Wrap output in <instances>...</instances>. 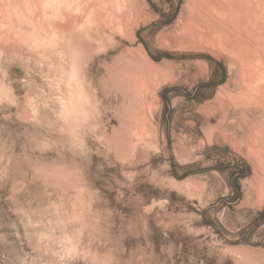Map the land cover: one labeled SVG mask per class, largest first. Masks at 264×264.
I'll return each mask as SVG.
<instances>
[{"label":"rangeland","instance_id":"374dc122","mask_svg":"<svg viewBox=\"0 0 264 264\" xmlns=\"http://www.w3.org/2000/svg\"><path fill=\"white\" fill-rule=\"evenodd\" d=\"M17 1L0 264H264V0Z\"/></svg>","mask_w":264,"mask_h":264},{"label":"bare ground","instance_id":"6f19581e","mask_svg":"<svg viewBox=\"0 0 264 264\" xmlns=\"http://www.w3.org/2000/svg\"><path fill=\"white\" fill-rule=\"evenodd\" d=\"M6 1V0H5ZM17 1V0H16ZM22 1V0H21ZM21 1H19V2H21ZM32 2H33V0H31ZM54 1V0H53ZM52 1V2H53ZM230 1V0H229ZM10 2V1H9ZM18 1H17V3H19ZM23 2V1H22ZM7 3V2H6ZM34 3V2H33ZM33 3H32V5H33ZM70 3V2H69ZM236 3V2H235ZM36 4V3H35ZM43 4V3H42ZM58 4V3H57ZM64 4V3H63ZM67 4V3H66ZM89 4V3H88ZM212 4V3H211ZM255 4V3H254ZM14 5V4H13ZM20 5V4H19ZM29 5V4H28ZM31 5V6H32ZM40 5V4H39ZM68 5V4H67ZM70 5V4H69ZM210 5V4H209ZM21 6V5H20ZM36 6V5H35ZM42 6V5H41ZM44 6V5H43ZM262 6V5H261ZM34 7V6H33ZM45 7V6H44ZM58 7V6H57ZM62 7V6H61ZM64 7H66V6H64ZM63 7V8H64ZM70 7V6H69ZM257 7V6H256ZM32 8V7H31ZM48 8V7H47ZM51 8V7H50ZM230 8V7H229ZM3 10V9H2ZM1 10V11H2ZM24 10V9H23ZM36 10V9H35ZM62 10V9H61ZM64 10H66V9H64ZM248 10V9H247ZM48 11V10H47ZM53 11V10H52ZM59 11V10H58ZM67 12V11H66ZM69 12V11H68ZM62 14V13H61ZM69 14V13H68ZM63 15H64V13H63ZM62 15V16H63ZM24 16V15H23ZM28 16V15H27ZM33 16V15H32ZM61 16V17H62ZM67 16V15H66ZM69 16V15H68ZM26 17V16H25ZM65 17V16H64ZM63 17V18H64ZM72 17H74V16H72ZM216 17V16H215ZM240 18V17H239ZM4 19V18H3ZM62 18H60V20H61ZM65 19H67V18H65ZM78 19V18H77ZM50 20V19H49ZM131 20V19H130ZM6 21V20H5ZM27 21V20H26ZM36 21V20H35ZM41 21V20H40ZM80 21V20H79ZM37 22V21H36ZM65 22H66V20H65ZM43 23H44V21H43ZM47 23V22H46ZM51 23V22H50ZM53 23V22H52ZM55 23V22H54ZM60 23H61V21H60ZM5 24V23H4ZM49 24V23H48ZM59 24V23H58ZM69 24H71V23H69ZM34 25V24H33ZM55 25V24H54ZM62 25H65V24H62ZM67 25H68V23H67ZM67 25H66V27H67ZM226 25V24H225ZM263 25V24H262ZM6 26V25H5ZM10 26V25H9ZM46 27V26H45ZM51 27V26H50ZM33 28V27H32ZM65 28V27H64ZM55 29V28H54ZM235 29V28H234ZM2 30V29H1ZM53 30V29H52ZM61 31V30H60ZM38 33V32H37ZM34 36V35H33ZM68 36H69V34H68ZM67 36V37H68ZM18 37V36H17ZM35 37H37V36H35ZM35 39V38H34ZM37 39V38H36ZM60 39V38H59ZM261 39V38H260ZM263 39V38H262ZM74 40V39H73ZM43 42V41H42ZM34 44V43H33ZM263 44V43H262ZM100 47V46H99ZM249 48V47H248ZM253 48V47H252ZM247 49V48H246ZM251 50V49H250ZM249 53V52H248ZM257 53V52H256ZM249 55V54H248ZM256 55V54H255ZM75 56V55H74ZM77 56V55H76ZM240 56V55H239ZM242 56V55H241ZM260 56V55H259ZM255 57V56H254ZM248 58V57H247ZM256 58V57H255ZM254 59V58H253ZM256 60V59H255ZM81 61V60H80ZM81 63V62H80ZM258 63V62H257ZM76 65V64H75ZM261 65V64H260ZM75 67V66H74ZM73 71V70H72ZM80 74H81V70H80V66L77 64L76 65V67H75V69H74V75L76 76V79L78 78V79H80ZM127 75V74H126ZM131 76V75H130ZM254 77V76H253ZM260 78V77H259ZM136 79V78H135ZM260 80V79H259ZM262 80V79H261ZM152 81V80H151ZM256 83V82H255ZM78 84L80 85L81 84V82L79 83L78 82ZM137 86V85H136ZM145 86V85H144ZM143 87V86H142ZM82 88V87H81ZM246 90V89H245ZM256 90V89H255ZM248 91V90H247ZM73 92V91H72ZM80 92V91H79ZM250 93V92H249ZM255 93V92H254ZM258 94V93H257ZM258 95H260V94H258ZM247 97V96H246ZM262 98V97H261ZM255 101V100H254ZM144 102V101H143ZM264 102V101H263ZM80 104V103H79ZM82 105V104H81ZM250 105V104H249ZM142 106V105H141ZM79 109V108H78ZM73 111V110H72ZM75 111V110H74ZM141 111V110H140ZM78 112V111H77ZM139 114V113H138ZM69 115V114H68ZM140 120V119H139ZM264 130V129H263ZM260 135V134H259ZM264 136V135H263ZM258 137V136H257ZM264 139V138H263ZM252 148V147H251Z\"/></svg>","mask_w":264,"mask_h":264}]
</instances>
